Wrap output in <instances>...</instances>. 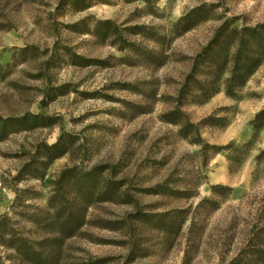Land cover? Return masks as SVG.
I'll use <instances>...</instances> for the list:
<instances>
[{
    "label": "rangeland",
    "instance_id": "rangeland-1",
    "mask_svg": "<svg viewBox=\"0 0 264 264\" xmlns=\"http://www.w3.org/2000/svg\"><path fill=\"white\" fill-rule=\"evenodd\" d=\"M196 7L202 20L179 33ZM262 22L264 0H0V116L52 117L0 140V214L60 264H264V127L252 124L264 108V59L234 96L229 65L216 93L191 92L187 116L165 118L219 26ZM62 137L67 152L45 165L41 145ZM30 162L41 176L21 178ZM97 167L88 182L97 192L120 184L86 200L72 177ZM65 171L60 195L85 220L60 241L50 199ZM0 255L30 264L2 245Z\"/></svg>",
    "mask_w": 264,
    "mask_h": 264
},
{
    "label": "trees",
    "instance_id": "trees-1",
    "mask_svg": "<svg viewBox=\"0 0 264 264\" xmlns=\"http://www.w3.org/2000/svg\"><path fill=\"white\" fill-rule=\"evenodd\" d=\"M202 7H196L190 10L187 14L182 16L175 28L179 33L186 32L193 28L202 19L199 18V13ZM102 25L104 35L112 29L111 21H104ZM140 28L139 26L133 29ZM137 33L138 31H134ZM235 47V51L231 53V48ZM74 58L79 59V64L90 65L97 62L96 59L83 58L80 55H73ZM264 59V22L258 23L254 26L233 27L230 23H224L216 30L215 35L204 47V49L196 56L190 74L187 76L179 95V106L174 110L165 114V118L171 122H180L187 115L181 109L183 98L194 91H200L204 99L211 97L218 91V84L222 75L227 71L228 66L231 65L230 75L226 81V93L234 96L237 90L244 86L251 75L256 71ZM77 62V61H76ZM204 67L207 68L204 71ZM202 74V75H201ZM205 76L200 78L199 76ZM52 117H47L42 114L27 113L20 117H3L0 116V140L6 138L12 132L20 130H30L38 126L50 125ZM255 132L264 127V108L261 109L252 121ZM185 125L189 127H198L194 123L187 121ZM43 156L46 160L45 165H49L56 158L62 156L67 152V147L63 142V137L57 142L49 145L44 143L41 145ZM264 158V150L258 155V159ZM33 163H28L23 170H21V178L26 173L37 175L33 173ZM105 167H97L94 171L88 173H81L78 177H72L73 184L77 188L79 195H82L86 200H91L99 188L96 184L88 185V182L97 183V170H104ZM66 171L56 181L57 189L50 199L51 208L54 209L53 222L57 226V231L60 238L57 240L73 236L77 230L84 224L85 215L79 214V205L65 200L60 195L63 181H70ZM75 178V179H74ZM119 182L108 180L103 182V189L97 192V198H103L109 192H113L119 186ZM92 189H91V187ZM216 188V187H215ZM220 188V187H217ZM61 196V197H59ZM12 205L13 209L16 207V201ZM0 245L5 248L12 249L21 258L22 261L30 264H60V257L54 251H40L35 248L34 242L25 237L16 227L13 218L8 212L0 214ZM260 258L264 260V250L257 251ZM240 258H235L230 264H237ZM102 261L96 260L87 263L79 264H102ZM0 264H6L5 259L0 255Z\"/></svg>",
    "mask_w": 264,
    "mask_h": 264
}]
</instances>
